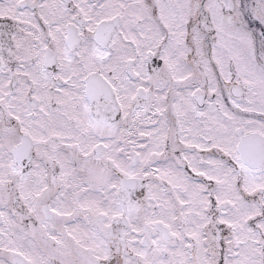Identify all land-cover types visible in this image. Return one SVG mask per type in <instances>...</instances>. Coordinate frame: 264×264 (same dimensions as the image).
I'll list each match as a JSON object with an SVG mask.
<instances>
[{
    "label": "snow or ice",
    "instance_id": "obj_1",
    "mask_svg": "<svg viewBox=\"0 0 264 264\" xmlns=\"http://www.w3.org/2000/svg\"><path fill=\"white\" fill-rule=\"evenodd\" d=\"M0 264H264V0H0Z\"/></svg>",
    "mask_w": 264,
    "mask_h": 264
}]
</instances>
